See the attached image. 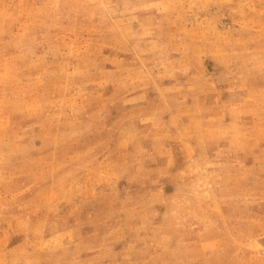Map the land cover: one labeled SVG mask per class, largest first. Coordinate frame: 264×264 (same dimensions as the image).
Segmentation results:
<instances>
[{
  "label": "rangeland",
  "instance_id": "rangeland-1",
  "mask_svg": "<svg viewBox=\"0 0 264 264\" xmlns=\"http://www.w3.org/2000/svg\"><path fill=\"white\" fill-rule=\"evenodd\" d=\"M0 264H264V0H0Z\"/></svg>",
  "mask_w": 264,
  "mask_h": 264
}]
</instances>
